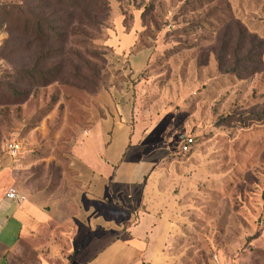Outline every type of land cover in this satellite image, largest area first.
I'll use <instances>...</instances> for the list:
<instances>
[{"label": "rangeland", "instance_id": "obj_1", "mask_svg": "<svg viewBox=\"0 0 264 264\" xmlns=\"http://www.w3.org/2000/svg\"><path fill=\"white\" fill-rule=\"evenodd\" d=\"M115 106L153 130L144 151L183 159L162 166L181 179L171 264H264V0H0V167L69 245L87 232L79 151ZM109 206L106 231L126 227L134 210Z\"/></svg>", "mask_w": 264, "mask_h": 264}, {"label": "crops", "instance_id": "obj_2", "mask_svg": "<svg viewBox=\"0 0 264 264\" xmlns=\"http://www.w3.org/2000/svg\"><path fill=\"white\" fill-rule=\"evenodd\" d=\"M109 106L104 98L105 109ZM107 111L108 116L95 125L94 136L79 151L82 199L88 205L83 227L87 232H73L68 236L70 245L64 236L61 240L67 247L49 231L56 212L14 186L8 164L0 167V264H171L177 221V195L172 187L181 179L162 166L183 159L168 154L165 143L144 151L153 130L135 131L126 116L122 121L117 116L123 113L120 107L114 108L117 117L111 109ZM156 153L154 164L148 170L141 168ZM10 187H16L25 199L9 198ZM111 200L134 211L126 215V227L107 232L113 223L107 218ZM95 226L106 229L88 234Z\"/></svg>", "mask_w": 264, "mask_h": 264}, {"label": "built area", "instance_id": "obj_3", "mask_svg": "<svg viewBox=\"0 0 264 264\" xmlns=\"http://www.w3.org/2000/svg\"><path fill=\"white\" fill-rule=\"evenodd\" d=\"M195 140L193 137L185 138L181 144L180 151L183 153L191 152L194 146ZM4 149L10 157H17L21 152L20 145L13 140H8L4 143ZM7 196L11 199H25L24 196H20L16 187H10L7 193ZM264 225V220L262 221Z\"/></svg>", "mask_w": 264, "mask_h": 264}, {"label": "trees", "instance_id": "obj_4", "mask_svg": "<svg viewBox=\"0 0 264 264\" xmlns=\"http://www.w3.org/2000/svg\"><path fill=\"white\" fill-rule=\"evenodd\" d=\"M39 29L42 30V26L41 25L39 26ZM38 32H39V30H38Z\"/></svg>", "mask_w": 264, "mask_h": 264}]
</instances>
